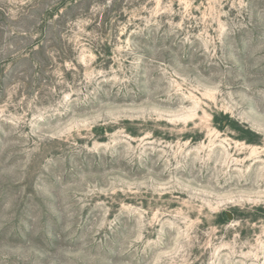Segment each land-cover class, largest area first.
Here are the masks:
<instances>
[{
    "label": "rangeland",
    "instance_id": "374dc122",
    "mask_svg": "<svg viewBox=\"0 0 264 264\" xmlns=\"http://www.w3.org/2000/svg\"><path fill=\"white\" fill-rule=\"evenodd\" d=\"M260 209L264 0H0V264H264Z\"/></svg>",
    "mask_w": 264,
    "mask_h": 264
},
{
    "label": "trees",
    "instance_id": "16d2710c",
    "mask_svg": "<svg viewBox=\"0 0 264 264\" xmlns=\"http://www.w3.org/2000/svg\"><path fill=\"white\" fill-rule=\"evenodd\" d=\"M55 12H56V10H53V12H50V13H46V15H48V19H52L53 18V16L54 15H56V16H58L57 15V13L55 14ZM214 119H215V117H214ZM229 118H228V116H224L223 118H222V121H221V123H219V130H222L225 126H227V125H229ZM223 123L225 124V125H223ZM234 128V130H238L236 127H233ZM236 128V129H235ZM247 134H250V133H247ZM240 140H244V141H246L248 144H258L256 141H254V140H251V139H247L246 137L245 138H243V137H241L240 138ZM260 211L262 212V214L264 215V210H261L260 209Z\"/></svg>",
    "mask_w": 264,
    "mask_h": 264
}]
</instances>
